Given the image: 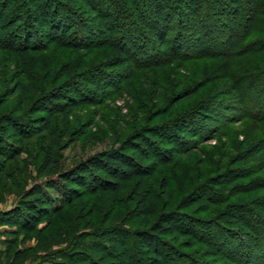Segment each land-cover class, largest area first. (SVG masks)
Returning <instances> with one entry per match:
<instances>
[{"label": "trees", "instance_id": "16d2710c", "mask_svg": "<svg viewBox=\"0 0 264 264\" xmlns=\"http://www.w3.org/2000/svg\"><path fill=\"white\" fill-rule=\"evenodd\" d=\"M130 7L135 9V21ZM6 15L8 19H3ZM0 48L11 54L20 71L13 86L3 90L17 96V107L3 112L0 99V156L15 163L29 151L27 141L41 136L37 172L59 196L54 205L36 184L26 191L24 201L0 213V226L14 228L12 233H43L46 241L37 243L42 249L63 242V249L47 257L51 264L203 263L177 250L175 244L185 238L193 240L188 247L206 245L210 253L222 254L231 263L256 264L254 260L261 259L263 263L257 264H264V255L259 258L264 253V195L251 199L258 211L250 203H230L240 194L264 190V160L244 163L247 152L259 151L264 144V0H0ZM51 51L54 56L47 55ZM108 52L127 55L135 66L152 63L165 69L176 62L212 59L216 65L211 71H222L233 83L243 106L237 110L258 134L243 133L236 146L232 140L240 130L228 127L231 141L215 156L216 149L201 142L213 131L201 119L221 107L209 98L153 124L165 106L175 110L196 97L210 70L204 75L190 73L191 79L183 83L188 88L173 94L178 74L170 70V79L164 70L145 67L147 79L136 88L120 73L114 77L104 72L115 58L99 60ZM149 52L152 59L144 62ZM101 71L105 78L101 80L114 81L112 92L134 101L133 110L124 115L135 125L128 126L124 119L126 128L116 135L117 148L65 167L62 151L77 134L75 120L62 128L56 120L72 114L78 105L104 102L106 98L91 96L86 87L88 82L98 85L97 79H82L85 83L80 79ZM156 108L158 115L153 113ZM183 131L189 140L179 134ZM158 136L176 145L173 155L154 141ZM195 139L200 142L193 143ZM228 152L236 153L242 166L226 165ZM21 183L16 180L15 186ZM193 204L203 209L227 207L226 227L218 219L206 221L183 211ZM216 209L211 208L214 213ZM233 222L249 229L245 237L250 241L231 226ZM222 228L226 236L221 235ZM233 239L236 243H229Z\"/></svg>", "mask_w": 264, "mask_h": 264}, {"label": "rangeland", "instance_id": "374dc122", "mask_svg": "<svg viewBox=\"0 0 264 264\" xmlns=\"http://www.w3.org/2000/svg\"><path fill=\"white\" fill-rule=\"evenodd\" d=\"M125 9H127V7ZM128 11L134 21L137 20L135 18V9L130 7L128 8ZM22 14L20 13L19 15ZM81 15L83 16V14ZM220 16L221 19L223 18V20L227 22V24L231 22V20L227 18L225 13L221 12ZM84 17L86 18L88 16ZM124 18L126 19V17ZM3 19H8V16H4ZM10 22L13 21L10 20ZM235 36L236 32L232 33V38H235ZM154 47L158 48V43L154 44ZM197 50L198 49H195L194 52H196ZM59 53L61 52H58L56 54L59 55ZM148 54L149 55L144 56V62H149V60L152 59L148 58V56H151V53L149 52ZM47 55L54 56L55 53L51 51L48 52ZM110 57H115L113 58L114 62H111L113 63V65H110L109 68L104 69V72L111 73L114 77H116V75L120 73L121 76H124L127 79L126 83H130L136 88L142 86L141 79L144 78L143 76H145L148 71L146 68H155L156 71L164 70L165 76H168V78L170 79H172L170 77V70L173 71L174 73L179 75V78L177 79H182V81L178 80L177 86L172 89L173 94L176 93V90H178L177 92H179L184 88H188L187 84H183L185 83L184 79L185 81L186 79H191L190 76L193 73L195 74V71H201V75H204V70H210L209 73H205L207 74V76L203 78L207 79L205 80V86L200 88L199 94L196 97H194L188 102H184L178 105L175 110H167V106H165V108L163 109L162 107H159V109H162V114H159V116L154 117L153 124H161L168 121L169 118H172L169 117V114H171L172 112L174 113V116H176L175 114H178V111L182 113L188 112L192 108L198 107L199 103H201L203 100L209 98L213 100V102L218 101L221 104V107L217 111H214L212 114H206L203 119H201L202 121L207 122L206 126L209 129L213 127V131H211L209 136L201 140V142L203 143V147L207 149L214 147L216 149L215 156L220 155V149L222 151H224V149L226 150L227 146L225 145L228 144V141H231L229 140L230 129H227L228 127L240 130L235 134L236 137L234 141L232 140V143L236 146H238V143L242 141V138L244 136L247 137L258 134L257 132H259V130L254 128V126L251 127L247 123H244V120H242V116L237 110H242L243 106H241L240 102L238 101L235 90L233 89V83L223 75L222 71H211L216 65L215 61H212V59H203L199 61L197 59L188 60L182 62L183 64L181 65H179L180 62H176L174 67H170V69L163 68L162 64L154 65L152 63H150L149 65L147 63V65H144L143 67H139L138 65L135 66L132 61L128 60L127 55L118 52H108L107 56H101L99 60L103 61L106 58L109 59ZM17 67L18 65L15 64L14 60H12L11 54L6 52L4 49L0 48V99L4 101V106L2 108L3 112L14 110L17 107V96H8L6 95V91L3 92L4 87H12V82L18 79L17 77L20 71ZM102 76L103 75L101 71L92 73L91 76H84L80 79L81 81H83L82 79H97V81L99 82L98 85H95L92 82H88L86 87L90 89L89 91L91 96L94 95L98 99L106 98L104 99V102H102L101 104L78 105L74 108L72 114L68 116H58L56 120V123L61 128L67 127V124L73 120H75L76 125H74L75 131H77L76 136L73 140H70V142L66 143V148H64V150L62 151L61 162L65 167H70L74 165L78 160L85 158L86 156L104 153L106 151H110L112 149L117 148L119 146V143H117L116 135H118L120 130L126 128L124 127V119L127 120L128 126L135 125L133 120L129 119V117L124 115L128 114L129 111L133 110L134 101H132L129 96L119 97V95H116L114 92H112L114 89V81L112 83L109 82V85L108 82H105L106 80H101L105 79L102 78ZM149 79H153V77H150ZM83 82L85 83V80ZM106 94L107 96H110L106 97ZM149 108H151V106H149ZM156 111H158V108H156L153 113L157 114L158 112ZM81 129L84 132L83 134H81ZM131 131L132 130L130 129V127H127L126 133L129 134L131 133ZM184 132L185 131L180 132L179 134L184 135L185 138L189 140V137L187 136V134H184ZM227 133L229 135H227ZM243 133L244 136L242 135ZM260 135L262 136V134ZM40 139L41 136L36 135L34 136V138L28 140L27 144L29 151L18 156L15 163L3 156H0V213L10 211L13 207L20 204V202L24 201L23 197L24 195L26 196V191L32 187H35L36 184L40 185L41 188L50 196V198L53 200L54 205H58L59 196L57 192L54 188H49L45 186L47 180L43 179V176L37 172L38 166H40L42 162V155L39 156L37 150ZM154 141L160 144L165 153H167L168 155H173L176 145H174L173 143H166L165 140L160 136L155 137ZM192 142L196 143L200 142V140L195 139L192 140ZM260 148L262 149L259 151L247 152V154L245 155L244 163H247L248 165L253 161L255 162L256 158L261 161L264 160L263 143L260 145ZM226 154V165H229V167L232 169H238V167L242 166L243 161L241 162V159L235 157L236 153L228 152ZM228 160H230L231 162L229 163ZM255 175L253 176L255 177ZM16 180H18V182H21L22 180L23 183H21L20 187L15 186ZM210 185L211 188H217V186L214 184ZM263 195L264 190L259 189L249 195L240 194L235 198H231L230 203L249 204L251 202V199H254L258 196L261 197ZM249 205L252 206L255 211H258L254 202L250 203ZM202 207L193 204V206H188L183 211L194 217H200L201 219L206 221H209V219L210 221H215L214 219H218V221L223 225V227H226L225 220L228 219V215H226L225 213L227 212V207L223 206L217 209L213 207L203 209ZM211 208L216 209V213H214ZM231 226H233L234 229H238V232L240 235H242L243 239H246L247 241L249 240L247 237H245V234H248L250 231L249 229H246L243 224H241L240 222H233ZM222 229L221 235L226 236V228ZM12 231H15L14 228H11L9 226H0V264H51L50 261H47V257H50L52 255L51 251L64 248L63 242H54V244H52L47 249H42L40 246H38L37 243L39 242V239L42 240L43 238L44 241H46V238L43 233L35 235L27 234L24 232L12 233ZM251 233L250 235L253 237ZM61 237L63 239V236ZM188 241L193 243L192 239L185 238L181 242L175 244V247L181 252H186L197 257L200 262H203L200 264H235L231 263L229 261V258H226L222 254L213 255V252H209L211 249L208 248L206 245L195 243L194 246L188 247ZM236 241L237 240L233 239L229 243L233 244L236 243ZM22 249H26V251L21 256L18 254V251ZM256 252L258 253L260 252V250L255 251V253ZM255 253L252 255L255 256ZM263 255L264 253H262L259 258H261ZM257 261L261 262V259L254 260V263L257 264Z\"/></svg>", "mask_w": 264, "mask_h": 264}]
</instances>
